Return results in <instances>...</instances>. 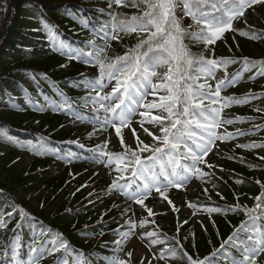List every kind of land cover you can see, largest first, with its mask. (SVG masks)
<instances>
[{
  "label": "snow or ice",
  "instance_id": "6c2138e0",
  "mask_svg": "<svg viewBox=\"0 0 264 264\" xmlns=\"http://www.w3.org/2000/svg\"><path fill=\"white\" fill-rule=\"evenodd\" d=\"M106 3V9H96L107 16L98 23H91L87 16H73L90 33L88 39L80 42L83 47H71L60 40L55 50L96 69L92 76L80 74L88 89L82 98L84 107L90 104V112L94 114L87 116V121L99 125V128L93 127V132L103 134L113 130L120 150H108L109 137L92 151L106 158V167L115 165L116 177L108 190L122 194L126 200L139 205L142 212L146 209L147 216L151 217L155 213L145 204L150 195L158 194L172 204L168 195L171 189H187L193 178L209 175L202 166L207 164L212 168L213 165L205 158L219 154L218 141L232 138V133L224 126L234 121L227 118L224 110L255 97L252 92L239 97L221 93L252 69L255 72L249 79L264 76V59L237 58L232 54L216 57L214 48L218 41L227 45V33L264 39V29L251 31V26H247L245 30L246 13L254 11L255 6H264V0H106ZM46 27L49 38L57 34L55 26ZM232 38L235 39V35ZM194 47L198 50L194 51ZM229 52H232L231 46ZM230 64H239L238 70L229 73ZM31 79L38 85L35 74ZM8 95L11 97L10 93ZM28 102L31 103V98ZM38 110L43 111L44 107L39 106ZM67 111L78 120L85 119L78 111L71 108ZM221 128L223 132L218 131ZM241 146L264 145L253 142ZM261 188L260 195L254 198L258 203L253 207L239 204L230 207V210L243 207L246 220L209 256L189 255L175 236L169 243L159 232L138 228L129 217L125 221L127 230H112L119 239L112 242L116 248L110 258L105 257L106 264H132V251L125 253L124 258L119 255L130 237L147 238L148 252L140 264H152L153 259L156 264H175V261L181 264H259L264 261V184ZM129 211L131 208L126 206L121 215ZM19 215L24 220L30 214L20 209ZM4 216L11 219L12 212L0 214V228L6 229L8 220ZM34 220L33 217L28 223L33 229L29 253H35L29 256L30 264H40L45 254L56 253L61 255L55 264H69V255L73 256L72 264H90L74 251L62 233H52L42 226L37 232L31 222ZM17 227H20L19 221ZM41 238L43 243L39 242ZM20 247L17 236L11 253L17 264H22L17 259ZM4 254H7L6 249Z\"/></svg>",
  "mask_w": 264,
  "mask_h": 264
},
{
  "label": "trees",
  "instance_id": "16d2710c",
  "mask_svg": "<svg viewBox=\"0 0 264 264\" xmlns=\"http://www.w3.org/2000/svg\"><path fill=\"white\" fill-rule=\"evenodd\" d=\"M255 7L258 8L256 10L264 15V6ZM97 8L106 9V0H11L5 25L0 33V85L17 82L23 77H31L35 74L36 80L39 83L37 85L34 81V88L29 92L31 98L35 97V93H41L53 98L54 102L57 103V108L69 104L75 110L82 109L80 107L81 99L88 89L84 87L82 83L84 77L80 74L84 73L86 76H92L96 72L95 68L81 63L78 59H71L67 66L62 68L59 66L61 60H58L55 54L48 56L46 52L37 59H29L22 52L18 54L17 58H14L9 54V48L15 46L19 35L26 27V17L29 15L28 17L32 19L33 14H38L42 17L46 24L55 26L54 30L60 40L74 44L75 46L83 47V44L80 42L88 39L90 33L85 36L77 35V32L72 28L80 26L81 24L78 19L74 20L73 16H87L90 18L91 23L95 24L107 18L106 14L98 13L96 11ZM258 30H261V28H252V31ZM256 43L264 48V39L256 40ZM119 50L117 46V51ZM193 50H198V48L194 47ZM251 54L252 53L249 55ZM209 55H211V53H209ZM214 55L216 57L223 56L217 44L214 48ZM244 56L252 60H259L255 56L248 55H238L235 57L239 58ZM237 70L238 69H236V71ZM41 73L45 74L47 78H45V75H41ZM4 88L7 90L6 86ZM256 116L264 120V112ZM37 117L38 115H36L35 112H28L27 115L14 111L2 113L0 114V134L12 136L14 138L18 137L20 139L33 140L34 142L42 141L49 143L53 147H58L63 153L64 147L69 146L74 150L72 155L75 157L80 155L95 157L99 154L92 151L98 143L96 144L86 139L84 136H82V139L80 138V141L83 142L86 149L80 147L78 144L68 145L63 142L62 139L71 136V132L66 131L63 127H55L54 138L47 136L45 134L46 132L44 133L42 131L43 122H36ZM25 121H32L33 124H31L30 130L24 129ZM118 150L120 149H113L112 151ZM230 156L233 159H244L249 165L262 166L261 168H264V161H261V159L256 156H246L245 153L238 150L231 152ZM72 163L70 158H67V163L64 165V168L60 170L59 177L57 178L47 176L33 168L28 171V173L27 171L17 173L14 168L4 166L5 171H0V196H2L0 199V208L6 205L9 208V212H12V215L16 212L19 213L20 209L30 214L29 217L24 220H22L18 214L13 220L8 221L7 228L4 230L3 244L0 247V264H15L12 262L13 257L11 253L15 243L14 238L17 236H19V243L21 245L18 251L20 253L19 260L22 264H26V260L30 255H35V253H29V246L32 245L33 238L30 231L27 229L29 220L33 217L35 220L31 222L34 224L37 231H39L42 226L44 229L51 230L52 233H62L64 238L67 239L73 247L74 251L79 253L82 258H87L90 264H106L105 257L110 258L114 254L113 249L116 248V244L112 243L113 240H111L112 235H114L112 230L118 229V225L121 224L123 227L119 230H123L127 226V224L123 222L125 217L121 215L118 208L114 207L110 208V211L107 210L100 213L98 216H94V213L87 207V189L90 187V184L102 186L103 180L90 177L89 181L91 183L86 187L79 188V191H77L79 183L76 182V180L73 182L69 181V171L73 166ZM76 164L81 166L84 165L81 161H78ZM77 165L74 166L76 167ZM228 170L229 176L225 182L228 184L229 190L226 193V197L205 198L198 201L208 207L220 209V212L226 214L219 215L216 222H212L209 228L203 230H196L191 222H181L176 216L175 219L172 218L173 222L166 221L165 225L162 222H160V224H155L162 233L163 239L171 243V238L175 236L180 243L184 245V251L189 255L203 258L209 256L215 248L219 247L224 239L233 233L242 221L246 220L243 207L239 208V210H230V207L234 206L235 203H239L241 206L246 205L251 208L258 203L254 198L260 195L262 191L261 184H264V176L261 177L259 188L256 187L255 190H252V194L245 193L247 202L241 203V198L234 188L235 179L244 178L246 181L254 182V178H251L253 173L247 166L231 165L228 167ZM4 174L7 176L3 177ZM35 181H38V186L46 185L48 187H54V189L61 188L62 194L64 193L65 199L62 202L54 203L53 210L48 215H45L44 212L36 213L35 211L34 215V213L29 210L30 207L27 201L19 203L9 194L10 192H2L1 189L4 188L8 190L12 189L15 184L25 186V184ZM69 182L75 185L73 192L67 187ZM5 193H7V195H5ZM70 196L73 197L71 199L73 211L83 210L84 217L75 214L74 218L71 220L61 212ZM233 198H235V201H232ZM13 209H15V211ZM170 209L171 208L167 206L162 211L163 213H173L174 211ZM60 212L62 214H59ZM90 217H96V219L92 222V220H89ZM43 219L49 220V223L45 224ZM18 221L20 222V227H17ZM101 232H103L104 235H100ZM39 242H43V238H41ZM122 247L123 252H120L119 255L123 258L124 245H122ZM5 249L7 252L6 255L4 254ZM232 251L235 253L234 249ZM93 253L98 257H102L103 260L98 262V258H96ZM59 255H61V253L52 255L51 261L49 262L48 256L44 255L40 260V264H55ZM68 260L69 264H72L73 256L69 255ZM132 264H135L134 261H132ZM175 264H181V262L175 261ZM221 264H223V262H221Z\"/></svg>",
  "mask_w": 264,
  "mask_h": 264
},
{
  "label": "rangeland",
  "instance_id": "374dc122",
  "mask_svg": "<svg viewBox=\"0 0 264 264\" xmlns=\"http://www.w3.org/2000/svg\"><path fill=\"white\" fill-rule=\"evenodd\" d=\"M6 2L7 0H0V17L1 13H3L5 10ZM246 19L247 23L264 27V17L262 14L257 12V10L252 12L248 11L246 13ZM34 29L40 30L33 31ZM245 30L247 31L248 27L245 26ZM85 32L86 31L83 28L79 30L80 34H84ZM233 35H235V39L232 38ZM46 38H49L47 27L42 22V20L38 18L36 21L28 24V28L23 32V34L19 36L17 44L23 45V53L25 55H27L29 58L37 59L43 55V40ZM57 42L58 40L54 39V42H52L53 47L56 46ZM227 43L229 44V46L236 48V51L240 50L247 52L248 50H251L254 52L250 56L264 57V55L261 54L259 50H256L254 48L255 45L250 42V38L242 37L238 33H228ZM220 44L226 46L225 43L220 42ZM237 44L239 45V47H236ZM229 46L224 49V51L227 52V55H230V53L228 52ZM18 51V49H12L11 54L17 56ZM238 66L239 64H230L228 66V72L233 71ZM159 71L162 72L164 71V69H159ZM254 72L255 69H252V71L250 72L243 73L239 81L235 85H233L237 86V89H239V95L249 92L255 93L256 95L254 98H249L246 103L232 104L229 108L224 110L226 113H228L227 118L234 121L232 124L224 126L225 128H227L228 132L232 133V138L230 140L218 141L217 143L219 144V154H209V156L205 158L209 161V163L213 165L212 168L214 169L209 168L207 164L203 165L202 167L205 168V172L209 173V175L202 178H193L189 182V186L187 187V189H171L168 193L169 199L172 201V204H169L167 201L166 203L169 204L171 208L179 207V210L177 212L179 214L180 221H191L197 230L209 228L212 221L218 220L217 216H219L220 214H225L220 213L219 211H209L213 208L206 207L207 205L198 203L197 199L204 196H209V198L225 196V193L229 190L228 184H226L225 182V180L229 176L228 167H230L231 165L241 166L247 164L244 159H233L228 155L235 149H238L240 151L253 152L255 153L254 155L264 157V146H258L256 148H246L241 146L244 144L251 145L253 142H255L257 145H264V124L261 127L256 128L259 122H257V118L253 117L252 115L253 112L255 116L256 114H258V112H255L257 111L256 109H264V94H262L264 93V76L256 75L254 79H249V77L252 76ZM24 86L31 87V80L26 78L23 79L21 84H9V92L12 96H22V99L14 102L12 101L13 98L10 99L7 95H5L3 87L0 86V112L15 109L12 107L24 108L28 104H31L28 102V97ZM231 87L223 89L221 94L234 96ZM35 105L37 107V111L42 113L41 117L37 119V122H43L42 131L45 132L48 130L45 134L51 135L53 129H55V127L61 121H64V118L53 115L54 111L52 110V101H49L45 96L37 97ZM39 106H43L44 110H38ZM33 107L34 106H30L31 109H34ZM89 107L91 108L90 104ZM89 107L84 108H88L90 110ZM64 110L67 111V108H65ZM67 113L70 115V118L72 120L70 125L71 129L75 128L78 123L87 122L86 114L84 115L85 119L78 120L69 112ZM64 122L67 124L66 129H69L68 122ZM27 125L29 126L30 124ZM96 128H99V125H97ZM237 129H239L240 132H237ZM218 131L223 132L224 128H221ZM77 132L85 131L82 129V127H78L76 131L72 132V135H75ZM90 133H92V135H90V139L93 141L102 142L104 139L110 137L111 143L109 144V146L113 148L120 147L117 143V138L115 137L113 130H109V132L101 134L100 132H93L92 129ZM73 141V139H67L66 142L70 144L73 143ZM37 150H41V152H38ZM66 153L70 154L69 151H67ZM64 160L65 157L63 155L59 154L57 151L48 149L47 146H44L42 144L34 146L33 143L29 141L26 142L17 139L13 140L12 138L8 137H0V171L4 170V163L5 166L8 165L9 167L14 168L18 173L29 170V167H31L32 164H37L38 167L40 166V168H42V162H47V167H45L42 172L49 171L56 176V174H58V171L62 169ZM85 160H87L85 161L87 162V166L85 168L80 166L78 168L72 169L71 175L73 178H76V182L79 183L78 186L80 188L81 186H87L91 183L89 181L90 177H94L97 180H103L102 186H99L98 184H90L89 189H87L88 195L89 193H92L91 196H88L89 207L95 212L102 213L107 209L109 210L110 208H113V205H116L117 207L114 208L121 207L118 210H120V212L122 213L124 212L126 206L130 207L131 211L124 214L125 218L123 222L128 220L130 217L132 221L136 222L138 228L147 229L148 231H155V224H160V222H162L165 225L166 221H169V219L172 217V215H167L169 217H164V214H159L165 208V200L163 197L155 194L154 190V194L150 195L149 198L145 201L147 207L152 208L155 213V215L151 217L147 216L146 209L142 212L139 205H136L132 201L126 200V197H124L122 194L118 192H110L108 190L109 185L111 181L116 177V172L114 171L115 165H113L112 168L106 167V158L100 157L96 160ZM249 167L251 168L252 166ZM261 171L262 170L260 167L251 168V172L255 175H258L259 173H261ZM6 176V174L3 175V177ZM38 184V181L30 182L28 184H25V186L16 184L14 186L13 195L20 201H22L23 199L29 200V206L31 207L30 209H35L41 212L50 211L53 203L56 200L60 199L61 202L65 199V196L63 195L64 193H54V191L47 186L41 187L38 186ZM253 185L254 183L252 184V182L248 180L246 181L244 178H240L235 179L234 188L237 194L242 195L245 190H250L249 192L251 193ZM74 188V183H70L68 185V189L70 191L73 192ZM204 189H207V191L205 192ZM72 198L73 197L70 196V200ZM232 201H235V198H233ZM245 201L246 197L244 195L241 196V202L245 203ZM236 204L239 203H235V205ZM66 210L69 211L70 208L66 207ZM2 213H6V211L2 210L0 214ZM81 213L82 212L80 210L76 211V214ZM67 215L69 219H71L75 214L68 212ZM5 218H7V216H4V219ZM148 220L155 221V223H141L142 221ZM171 222H173V220H171ZM127 228L128 226L124 230H127ZM2 231L3 228H0V242L2 238ZM31 232L33 231L31 230ZM116 238L119 239V237ZM129 240L130 242L126 243L125 253L132 251L133 255L131 261H134L135 264H140L142 260L146 259L145 254L148 252V248L146 247L147 238L130 237ZM153 251H155V246L153 248ZM28 264H30V260ZM152 264H156V261L154 259L152 261ZM259 264H264V261H260Z\"/></svg>",
  "mask_w": 264,
  "mask_h": 264
},
{
  "label": "bare ground",
  "instance_id": "6f19581e",
  "mask_svg": "<svg viewBox=\"0 0 264 264\" xmlns=\"http://www.w3.org/2000/svg\"><path fill=\"white\" fill-rule=\"evenodd\" d=\"M0 22H1V20H0Z\"/></svg>",
  "mask_w": 264,
  "mask_h": 264
}]
</instances>
